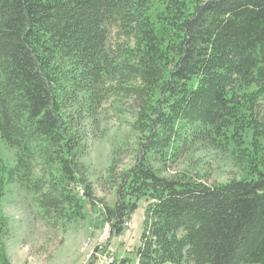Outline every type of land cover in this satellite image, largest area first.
Instances as JSON below:
<instances>
[{"label": "trees", "instance_id": "16d2710c", "mask_svg": "<svg viewBox=\"0 0 264 264\" xmlns=\"http://www.w3.org/2000/svg\"><path fill=\"white\" fill-rule=\"evenodd\" d=\"M109 27L128 44L113 49ZM109 98L133 99L142 133L104 207L111 237L149 202L141 245L111 264H264V0H0V140L50 216L83 217L76 185L96 204L81 143ZM202 144L231 151L242 178L152 165Z\"/></svg>", "mask_w": 264, "mask_h": 264}, {"label": "rangeland", "instance_id": "374dc122", "mask_svg": "<svg viewBox=\"0 0 264 264\" xmlns=\"http://www.w3.org/2000/svg\"><path fill=\"white\" fill-rule=\"evenodd\" d=\"M118 30L109 27L113 49L128 44L120 40ZM136 107L133 99L119 103L109 98L89 123L81 143L80 165L96 204L85 199L83 187L74 186L83 205V217L78 219L67 213L59 218L50 216L40 208L39 195L26 186L27 179L17 168V150L0 140V264L2 256L9 264H111L115 256L125 258L136 251L145 230L149 202L140 200L124 233L116 238L111 237L104 213V207H115L123 175L138 160L142 133L135 126ZM260 117L264 120V106ZM165 158L158 155L152 165L169 179L191 177L213 186L243 176L233 153L212 145H195ZM32 168L33 182L44 177L39 164ZM107 244L109 251L104 254Z\"/></svg>", "mask_w": 264, "mask_h": 264}, {"label": "built area", "instance_id": "2783aa9c", "mask_svg": "<svg viewBox=\"0 0 264 264\" xmlns=\"http://www.w3.org/2000/svg\"><path fill=\"white\" fill-rule=\"evenodd\" d=\"M109 262L113 263V259H110V261H109Z\"/></svg>", "mask_w": 264, "mask_h": 264}]
</instances>
